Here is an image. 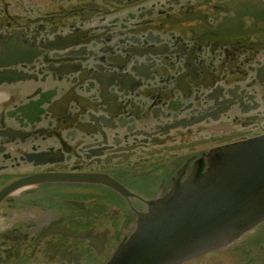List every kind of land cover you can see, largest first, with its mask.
Wrapping results in <instances>:
<instances>
[{"label": "flooded vegetation", "instance_id": "flooded-vegetation-1", "mask_svg": "<svg viewBox=\"0 0 264 264\" xmlns=\"http://www.w3.org/2000/svg\"><path fill=\"white\" fill-rule=\"evenodd\" d=\"M263 135L264 0H0V264H106ZM171 264H264V220Z\"/></svg>", "mask_w": 264, "mask_h": 264}, {"label": "water", "instance_id": "water-1", "mask_svg": "<svg viewBox=\"0 0 264 264\" xmlns=\"http://www.w3.org/2000/svg\"><path fill=\"white\" fill-rule=\"evenodd\" d=\"M264 220V135L211 150L136 215L106 264H171Z\"/></svg>", "mask_w": 264, "mask_h": 264}]
</instances>
